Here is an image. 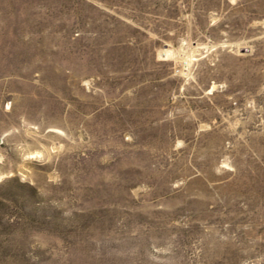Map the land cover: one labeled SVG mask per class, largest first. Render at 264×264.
Instances as JSON below:
<instances>
[{
  "label": "rangeland",
  "instance_id": "rangeland-1",
  "mask_svg": "<svg viewBox=\"0 0 264 264\" xmlns=\"http://www.w3.org/2000/svg\"><path fill=\"white\" fill-rule=\"evenodd\" d=\"M0 264H264V0H0Z\"/></svg>",
  "mask_w": 264,
  "mask_h": 264
}]
</instances>
